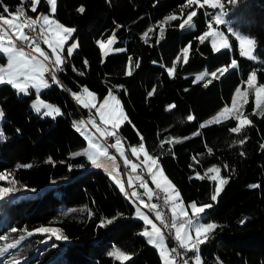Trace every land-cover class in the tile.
Masks as SVG:
<instances>
[{
	"label": "trees",
	"instance_id": "obj_1",
	"mask_svg": "<svg viewBox=\"0 0 264 264\" xmlns=\"http://www.w3.org/2000/svg\"><path fill=\"white\" fill-rule=\"evenodd\" d=\"M219 1L228 25L254 37L255 61L240 55L233 34L229 49L220 52L211 47V36L201 43L198 37L208 30L207 7L191 5L181 12L186 0H57L55 17L76 29L72 38L79 43L71 56L65 50L64 71L56 73L59 85L52 82L40 92L60 114L36 113L31 107L35 94L0 83V174L6 177L0 188L16 189L0 197V264H163L159 250L142 233L147 225L134 216L129 195L103 168L78 154L87 140L74 123L94 113L72 95L83 87L99 99L109 90L118 97L127 119L117 134L126 152L143 143L185 202L212 205L203 219L218 227L199 245L203 264H264V103L257 106L255 96L264 84V0ZM3 4L15 11L21 0ZM22 6L33 19L50 11L45 0L35 13L27 0ZM81 6L83 13L77 11ZM193 7L197 15L181 29ZM172 14L178 19L165 21ZM113 33L115 43L105 56L97 41L105 43ZM189 45L185 63L182 49ZM233 59L237 67L221 73ZM5 62L0 53V64ZM253 70L256 85L249 88L245 81ZM240 86L246 88L247 102L234 113L242 112L241 118L251 123L240 133L230 132L239 123L233 114L208 124L232 103ZM189 115L194 119L187 120ZM242 138L244 143H237ZM213 165L228 181L215 201L216 181L206 173ZM41 227L59 231H36ZM116 249L130 259L110 255ZM192 255L188 252L187 259Z\"/></svg>",
	"mask_w": 264,
	"mask_h": 264
},
{
	"label": "snow or ice",
	"instance_id": "obj_2",
	"mask_svg": "<svg viewBox=\"0 0 264 264\" xmlns=\"http://www.w3.org/2000/svg\"><path fill=\"white\" fill-rule=\"evenodd\" d=\"M24 0H21V6H18L15 11H10L9 7L3 4V0H0V53H3L7 56V70L4 68H0V83H7L11 85L13 88L17 89L18 93L28 95L30 89L35 88L37 92L41 88L47 89L51 85L49 84V79L57 85H59V81L56 78L57 72L64 71L62 65L66 63V60H63L60 53L64 50V45L68 42L69 39L72 38V34L76 31L73 27H66L65 25L59 23L55 19L50 18L51 13H55L56 11V0H45V2L50 5V14L45 15L41 13L35 19L30 16H27L23 5ZM41 0H27V3L30 5L31 12H37V6L40 4ZM232 2V0H230ZM191 5H199L200 8H204L205 5L211 8H220L222 10L223 5L220 4L219 0H186V4L181 6V12L183 11L184 7L191 6ZM79 13L84 12L83 6L77 9ZM221 13L213 14L210 17V21L207 24V31H205L198 39L201 43L205 41V38L211 36V47L215 52H220L221 49H229V41L228 38L223 35V33L215 31L213 29L212 21H215L216 24H221L223 21L221 20ZM197 15L196 10H192L189 12L186 19H183L179 27L183 29L185 25H188L190 21H192L193 17ZM178 17L174 14L169 15L165 18V21L169 20H176ZM161 23H164L163 21ZM6 26V27H5ZM194 26V25H191ZM37 27L39 28L40 34L43 36V42L48 45L49 49H51V55L48 52H45L38 43H36L35 38L30 35V33H35L37 31ZM28 30L26 33L25 30ZM163 31V29H161ZM229 32H232V29H228ZM235 35L236 40L239 41V51L240 55L247 57L249 60L255 61L257 58L253 55V51L255 49V40L249 39L247 36L242 35ZM219 41V42H218ZM99 48L101 49L102 53L107 56L110 46L115 43V33H113L112 37H110L106 44L103 41H97ZM23 45H27L32 51L28 52L25 51V47ZM77 43L73 42L67 48V55L71 56L72 52L75 48H77ZM189 46H186L182 49V55L184 57V62L187 63L188 60V49ZM116 51H123V49H116ZM33 53H38L39 55H35ZM51 56H54L55 59L52 61L53 67H50L49 64L46 62L50 60ZM180 56L176 57V60H179ZM87 64V61L84 62ZM129 64H131V57H129ZM139 65L137 64V67ZM231 67L236 68L237 62L235 60L231 61ZM54 68V70H53ZM175 68V64L173 67L167 69L169 76L172 75ZM73 71L76 69L73 67ZM221 73L227 71V67L219 69ZM6 73V76L4 75ZM48 73L49 76L46 78L45 74ZM83 75V73H80ZM127 75H131V71L126 72ZM207 75V71L205 73L198 75L196 80L203 79V76ZM211 75L216 77V72H212ZM211 81H209L210 83ZM245 83L248 85L249 88H255L256 85V71L253 70L247 77ZM207 87V84L204 85ZM256 91V103L259 106L261 103H264V84L260 85L259 88L255 89ZM83 92L87 93L88 99H83L81 95L77 93H72L74 98L80 102L84 108L89 109H96L100 120L104 124H111L112 131L107 129H101L97 124L96 121L93 119L91 121L92 125L97 128V131L101 133L102 136H116L115 144L111 145V147L116 148L119 154L124 157L125 165L131 164V169L133 172L136 171L140 165L132 163L128 158L124 155L123 148L121 147V139L116 134V129L119 128L121 120L127 119L124 116L123 110L119 107V100L113 95L112 91L109 90L108 95L103 98L102 103L97 108L96 104V94L90 92L87 87L83 88ZM247 92H242L239 87L235 90V97L232 100V108L224 107L217 116L212 117L207 123H219L221 118L227 119L229 118L226 114H233L234 118L239 121L236 127H232L230 132L232 133H240L245 125L250 124L251 121L247 119V117L241 118L243 113L238 112L234 113L233 110L237 109V99L236 97H242L243 102H247ZM242 108V104L240 105ZM33 108L36 113L40 114L43 110V115L45 116H53L55 113L56 115L60 114L59 108H53L50 104L43 103L37 98V102L33 104ZM3 116V113L0 112V117ZM194 117L189 115L187 120L191 121ZM84 122L80 121L74 123V127L77 128V131H80V125H83ZM203 127V125H201ZM198 134V133H196ZM2 135V133H0ZM141 140L143 138L141 137ZM179 142V141H177ZM239 144L244 143V139H240L237 141ZM264 147V145H262ZM211 151V149H209ZM131 152L134 156H139L140 153H143L145 160L142 162L146 164L148 167V171L151 175L152 182L156 184L159 188L160 180L157 179V173L153 172L152 169L155 167L157 172H160V176L162 179L166 181L165 186L162 188L163 191L168 193L165 197L166 202L168 200L177 201L179 200V192L175 188V186L171 183V181L167 180V177L163 176L162 171L159 169L158 161L152 155L146 151L145 146L143 143L140 144L139 147H133ZM83 154L88 157L89 160L92 161L97 167H104L103 163H100L101 157H105L108 161L113 162V167H118L115 165V157L109 155L108 148L103 147L100 144L94 142L92 137H88V149L84 151ZM106 170H108L106 168ZM210 173H215V175L211 176L213 181L219 180V185L216 187L215 192L211 196V200L215 201L217 199L218 194L222 191V186L226 184L228 181L220 177V168L219 167H210L207 170ZM109 175L112 176V179L115 183L119 186L121 192H125L123 182L118 179L119 173L117 172L116 175H113L112 172H109ZM199 177V173H197ZM6 177L5 175L0 174V180H4ZM203 178V177H200ZM137 180H140V187L146 190V194L151 198L152 191L148 188L147 181H144L141 177L137 176ZM129 185H132V178L128 180ZM7 191V189L0 188V197L2 194ZM127 195V193H125ZM131 196L138 197L137 192L133 191ZM141 204H144L143 200H140ZM145 207H150L152 210L157 208V205H145ZM179 207L180 211L177 213L176 208ZM192 212L196 216H200V214L204 213L206 208H211V204H205L203 206L198 207L196 202L191 203L190 205ZM173 218H172V228L175 229L174 238L175 241L178 242L179 248L184 249L188 252L193 253V258L195 264H201V257L199 255V245L205 243L209 235L218 227V225L214 223L202 224L197 223L195 227V238H193L191 232V219H186L184 223H180L177 225V220L180 217H188L187 211L181 204H174L173 206ZM140 218L146 223L152 225V230L148 231L147 229L143 232V235L148 238V242L153 244L157 249H159V253L161 258L163 259V264H177V257L179 253L175 247L169 248L165 243V237L161 232L160 228H158L147 215L139 214ZM156 218L161 220V223L164 221L161 219V214L159 212L156 213ZM111 220L106 221V223H111ZM186 225L188 227H186ZM36 231L39 232H51L56 234L59 230L50 228V227H41ZM57 239H61L62 237L57 235ZM66 239V237H63ZM113 257L117 260H128L130 257L128 254L116 249L112 253H110ZM182 264H189L188 259H183Z\"/></svg>",
	"mask_w": 264,
	"mask_h": 264
},
{
	"label": "rangeland",
	"instance_id": "obj_3",
	"mask_svg": "<svg viewBox=\"0 0 264 264\" xmlns=\"http://www.w3.org/2000/svg\"><path fill=\"white\" fill-rule=\"evenodd\" d=\"M202 2V1H201ZM220 2V1H219ZM220 4H222L221 2H220ZM223 5V4H222ZM50 6V5H49ZM56 6H57V0H56ZM51 7V6H50ZM195 8L196 7H199V5H195L194 6ZM194 7H193V9L192 10H194ZM205 7H207V9L205 8ZM205 9H206V14H207V16H208V20L210 21V17L213 15V14H216V13H221V11H222V14H221V20L223 21V23H221V24H216L215 23V21H212V23H213V29L215 30V31H218V32H221V33H223V35L225 36V37H227L228 38V41H229V45H230V34H233V33H235L236 35H242V36H247L249 39H253V40H255L254 39V37H252V36H250V35H248V34H245V33H243V32H241V31H239V30H237V29H234L232 26H230V25H228V22H227V20H226V18H225V15H224V11H223V8H222V10L220 9V8H218V9H214V8H211V7H209V6H207V5H205ZM43 14H45V15H49L50 14V11L49 12H45V13H43ZM38 15H40V13L38 14ZM37 15V16H38ZM50 18H52V19H55L56 21H58L59 23H61V24H63V25H65L66 27H72V26H69V25H66V24H64V23H62V22H60L56 17H55V15H54V13H51L50 14ZM6 27V26H5ZM74 28V27H73ZM229 28H231L232 29V32H229L228 31V29ZM26 31V33H27V30H25ZM235 36V35H234ZM72 37H73V34H72ZM36 40V39H35ZM211 40H212V37H211ZM42 41H43V38H42V40H41V42L40 41H36V43H38L39 45H40V47L45 51V52H48L49 53V47H48V45L46 44V47H44L43 45H41L42 44ZM40 42V43H39ZM73 42H76L77 43V48H75L74 50H73V52L74 51H79V43H78V40H76V39H74V38H71V39H69L68 40V42L64 45V50L60 53V55H61V57H62V59H64V55H65V50H67V48L73 43ZM219 42V41H218ZM238 43H239V41H238ZM105 44L107 45V42H105ZM24 47H25V51H28V52H31L32 50L30 49V48H28L27 47V45H23ZM51 50V49H50ZM255 50V49H254ZM72 52V53H73ZM64 53V54H63ZM33 54H35V55H39L38 53H33ZM50 54V53H49ZM5 55V54H4ZM51 55V54H50ZM253 55H254V51H253ZM6 56V55H5ZM54 59H55V57L54 56H51V58H50V60L49 61H47L46 63L47 64H49V66L50 67H53V65H52V61H54ZM233 60H235L236 62H237V60L236 59H233ZM85 62V60H83V62L81 63V66H80V68H81V70L82 71H85L86 70V68H87V65H88V63L87 64H85L84 63ZM225 67H227V69L228 68H230L231 67V64H230V66H223L222 68H225ZM0 68H4V69H6L7 70V56H6V62L5 63H2V64H0ZM53 70H54V68H53ZM4 75L6 76V73H4ZM45 76H46V78H48V76H49V74H45ZM56 78L58 79V76H57V74H56ZM50 83H52L51 82V79H49V84ZM260 86V85H259ZM259 86H258V88H259ZM84 88V87H83ZM83 88H81L80 90H77V91H73V93H77V94H79V95H81V97L83 98V99H88V97H87V93H84L83 92ZM240 89H241V91L242 92H245L246 91V88L244 87V86H240L239 87ZM90 92H92V93H95L93 90H91V89H89V88H87ZM43 90V88H41L40 90H39V92H37V89H35V88H32V89H30V91H29V94H35V97H34V99H33V101L31 102V107L33 108V104H35L36 102H37V98H39V100L40 101H43V103H46V104H50L53 108H58L55 104H52V103H50V102H48V101H46V100H44V99H42L41 98V96H40V92ZM96 94V93H95ZM108 95V94H107ZM106 95V96H107ZM113 95H115V94H113ZM116 96V95H115ZM255 96H256V91H255ZM235 97V93H234V96H233V98ZM96 104H97V108L100 106V104L102 103V101H103V99H99V97H98V95L96 94ZM116 98L118 99V97L116 96ZM236 99H237V108H238V106L243 102V98L242 97H236ZM119 100V99H118ZM78 102V101H77ZM81 106H83L80 102H78ZM257 104V103H256ZM262 104V103H261ZM258 106V105H257ZM119 107L123 110V107H122V105H121V103H120V101H119ZM226 107V106H225ZM227 107H229V108H232V103L230 104V105H228ZM224 108V107H223ZM222 108V109H223ZM34 109V108H33ZM221 109V110H222ZM220 110V111H221ZM219 111V112H220ZM235 111V109L233 110V112ZM0 112H2L1 111V109H0ZM219 112H217L216 114H215V116H217V114L219 113ZM41 113H43V110H42V112ZM91 113V115H89L88 117H89V120L87 119V118H85V119H87V120H85V119H81L80 121H83L84 122V124L83 125H80V128H81V133L85 136V138H86V140H87V144H86V146L83 148V150L85 151L86 149H88V137H92L93 138V140H94V142H96V143H98V144H100L101 146H103V147H107L108 148V152H109V155H111V156H114L116 159H115V165L116 166H118V167H113V162H111V161H108L105 157H101L100 158V161H98V162H100V163H103L105 166L104 167H101V168H103L108 174H109V172L111 171L112 172V174L113 175H116V173L118 172L119 173V176H118V179H120L122 182H123V184H124V188H125V190L126 189H131L132 190V192L133 191H135V187H134V183L136 182V180H135V178H134V175H137V176H139V177H141L144 181H147V184H148V188L149 189H151V191H152V196H151V198H149V196L147 195V197L146 198H142L141 200H143L144 201V205H141V204H139L136 200H135V197H132V196H129L130 197V199L134 202V205H135V210H134V216L135 217H137V218H140V215H138V213L139 214H142V215H147L148 217H149V219L158 227V228H160V230H161V232L163 233V231H162V229H161V227H160V225H159V223H158V219L156 218V213L157 212H159L160 214H162V212H161V210H160V208L158 207V204L156 203V201L154 200V194H155V188H156V184L155 183H153V185L155 186V187H153V185L150 183V181H149V179H148V177L150 178V180L152 181V178H151V175H150V173H149V171H148V167H147V165L146 164H143L142 162L145 160V157H144V155H143V153H140L139 154V156L137 157V156H134L132 153L130 154V153H128V152H126V150H125V145H124V143H123V141L121 140V147L123 148V151H124V155L128 158V160H130L132 163H135V164H138V165H140V167H138L137 169H136V171L135 172H133V171H129L127 174H125L124 173V170H123V167H122V162H124V157H122L120 154H119V152L117 151V149L115 148V151H113L112 150V147H110L109 146V143H105L104 142V140H103V138L101 137L102 135H101V133L99 132V131H97V128L96 127H94V128H92V126L89 124V122L91 123V121L94 119L95 121H96V124L101 128V129H107V130H109V131H112L113 129H112V125L111 124H104V123H102L101 122V120H100V117H99V115H98V113H97V111H96V109H94V113H92V112H89V114ZM123 114H124V116L126 117V115H125V112H124V110H123ZM227 116L228 115H230V114H226ZM54 116H56V114L54 113L53 114V117ZM125 120V119H124ZM124 120H121V122H120V125L124 122ZM80 121H78V122H80ZM1 122H2V117H0V127H1ZM77 123V122H76ZM99 123H101L102 125H103V127L102 126H100V124ZM92 124V123H91ZM116 131V133H117V129L115 130ZM116 142V141H115ZM115 142L113 143V144H115ZM112 144V145H113ZM140 146V144L139 145H133V146H131L130 147V151H131V149L133 148V147H139ZM146 149V148H145ZM146 151H147V149H146ZM148 152V151H147ZM150 155V154H149ZM122 160V161H121ZM125 164V163H124ZM158 164H159V162H158ZM94 166H96L95 164H93ZM129 166L131 167V164H129ZM210 167H214V165L213 166H210ZM209 167V168H210ZM215 167H217V166H215ZM106 168L108 169V170H106ZM139 168H143L144 169V172H141V171H139ZM159 169H160V171H162V173H163V176L164 177H167V180H169V181H171V183L175 186V184H174V182L167 176V174L165 173V171L163 170V168H162V166L159 164ZM208 170V169H207ZM152 171L153 172H156L157 173V179L158 180H160V185H161V190H162V188L165 186V183H166V181L164 180V179H162V177L160 176V172H157V169L154 167L153 169H152ZM144 173H146V174H144ZM206 173H207V175L211 178V176L212 175H215V173H210V172H208V171H206ZM147 174H149V175H147ZM110 176V175H109ZM148 176V177H147ZM111 177V179H112V176H110ZM220 177L221 178H223L222 177V175H221V172H220ZM129 178H132V185L130 186L129 185V183H128V180H129ZM224 179V178H223ZM113 180V179H112ZM114 181V180H113ZM115 182V181H114ZM141 182V181H140ZM219 185V180H216V187ZM175 188H176V186H175ZM222 188H223V186H222ZM177 189V188H176ZM216 189V188H215ZM178 190V189H177ZM8 192H16V189L15 190H7ZM163 191V190H162ZM164 192V194L167 196L168 195V193H166L165 191H163ZM179 192V191H178ZM218 197V196H217ZM147 198H148V200H147ZM193 202H196V201H190V202H185L182 198H181V195H180V192H179V200H177V201H172V200H168L167 202H166V208L168 207V210L170 211V213H171V219H170V222H171V224H172V218H173V211H172V209H173V206H174V204H181L182 203V206L184 207V209L187 211V213H188V217L187 218H185V217H180V219H178L177 220V225H179L180 223H184L185 222V220L186 219H191V221H192V224H191V232H192V235H193V238H195V227H196V225H197V223H202V224H208V223H214V224H216L214 221H212V220H209V221H205L204 219H203V216H204V213H202V214H200V216H196L193 212H192V210H191V207H190V205H191V203H193ZM197 203V202H196ZM153 204H155V205H157V208L155 209V210H152L150 207H145V205H153ZM197 206L198 207H200V206H203V204H198L197 203ZM176 211H177V213H179V211H180V208L179 207H177L176 208ZM150 212H153L154 214H155V216H153V215H151V213ZM141 219V218H140ZM147 226H146V228H144L143 230H142V233L147 229L148 231H151L152 230V225L151 224H146ZM186 227H188L187 225H186ZM171 228H172V226H171ZM173 229V234L175 233V229L174 228H172ZM0 233H2L1 231H0ZM163 235H164V233H163ZM164 237H165V235H164ZM148 239V238H147ZM168 240H167V238L165 237V243L167 244V243H169V241L167 242ZM169 246H170V243H169ZM159 250V249H158ZM188 260H189V264H195V261H194V258H193V255L192 256H190V257H188ZM201 264H203L202 263V260H201Z\"/></svg>",
	"mask_w": 264,
	"mask_h": 264
},
{
	"label": "built area",
	"instance_id": "obj_4",
	"mask_svg": "<svg viewBox=\"0 0 264 264\" xmlns=\"http://www.w3.org/2000/svg\"><path fill=\"white\" fill-rule=\"evenodd\" d=\"M30 35H32L33 37H36V38L39 37V34L37 33V31L35 33H30ZM46 74H48V73H46ZM89 115H91V113ZM89 115H86V118L88 120H89V117H88ZM102 138H103L105 143L106 142L109 143L110 147L116 141V136H108V137H102ZM112 150L115 151V148L112 147ZM122 167H123L125 174H127L130 170L132 171L131 167L129 165H125L124 162H122ZM138 192L140 193L139 189H138ZM130 193H132L131 189H130ZM155 194H156V203L158 204V207L160 208V210L162 212L161 219L164 221V223H161V220L158 219V223H159L165 237L167 238V240L170 243V249L175 247L177 249V252L179 253V256L177 257V264H182L183 259H185V258L187 259L188 251L179 248L178 242L175 241L173 229L171 228L170 213H169L168 209L166 208V200H165L166 195H162V193L160 192V187L156 188Z\"/></svg>",
	"mask_w": 264,
	"mask_h": 264
},
{
	"label": "crops",
	"instance_id": "obj_5",
	"mask_svg": "<svg viewBox=\"0 0 264 264\" xmlns=\"http://www.w3.org/2000/svg\"><path fill=\"white\" fill-rule=\"evenodd\" d=\"M136 177H137V175H134V178H135V180H136V182L134 183V187H135V192H137L139 198L135 197V200H136L139 204H141V203H140V200H141L142 198H146V197H147V194H146V190H145L144 188H141L140 186L138 187V182H139V185H140V180H137ZM150 183H151V182H150ZM132 186H133V185H132ZM153 187H155V186H153ZM156 188H157V186H156ZM138 189H139L140 193L138 192ZM160 189H161V187H160ZM147 200H148V198H147ZM154 200H155V194H154ZM141 205H144V204H141ZM167 209H168V207H167ZM168 211H169V210H168ZM150 213H151V215L155 216V214H154L153 212H150ZM169 213H170V211H169ZM170 217H171V213H170ZM167 246L170 248V246H169L168 243H167ZM162 260H163V259H162Z\"/></svg>",
	"mask_w": 264,
	"mask_h": 264
},
{
	"label": "bare ground",
	"instance_id": "obj_6",
	"mask_svg": "<svg viewBox=\"0 0 264 264\" xmlns=\"http://www.w3.org/2000/svg\"><path fill=\"white\" fill-rule=\"evenodd\" d=\"M27 32H28V30H27ZM37 33L39 34V37L38 38H36V37H34L35 39H36V41H40L41 42V40H42V35L39 33V31L37 30ZM39 42V43H40ZM52 82V81H51ZM87 109V108H86ZM89 113V112H88ZM87 115H89V114H87ZM85 118H86V115H85ZM89 124L92 126V128H94L93 127V125L89 122ZM100 124V126L102 125L101 123H99ZM102 127H103V125H102ZM117 134V133H116ZM118 135V134H117ZM119 136V135H118ZM102 137H105V136H102ZM119 138H120V136H119ZM138 187H139V182H138ZM155 190H156V188H155ZM160 192L162 193V195H165L164 194V192L160 189ZM125 193H127L129 196H131V193H130V189L128 188V189H126L125 190ZM134 197V196H133ZM155 201H156V199H155ZM186 259V258H185Z\"/></svg>",
	"mask_w": 264,
	"mask_h": 264
}]
</instances>
